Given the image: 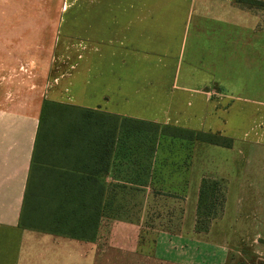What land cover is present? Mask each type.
Wrapping results in <instances>:
<instances>
[{
    "label": "crops",
    "instance_id": "1",
    "mask_svg": "<svg viewBox=\"0 0 264 264\" xmlns=\"http://www.w3.org/2000/svg\"><path fill=\"white\" fill-rule=\"evenodd\" d=\"M244 1L264 3L63 0L53 51L46 58L40 44L33 48L34 58L26 56L24 13L9 7L0 11V264H139V257L149 258L138 251L137 241L127 248L107 244L106 237L107 222L138 225L134 217H107L108 194L113 191L115 197L125 189L147 195L148 186L122 180L120 146L106 174L99 158L82 155L74 139L65 142L61 132L75 119L62 107L43 117L45 101L205 129L233 139L232 148L221 147L227 157L264 162V6ZM83 126L98 137V123ZM34 157H39V178L98 179L102 198L96 226L92 222L95 240L21 225ZM239 174L248 181L233 188L228 208L234 223L249 232L242 238L260 241L256 254L264 261V167L236 178ZM230 179L228 189L237 182ZM36 210V216L46 213L45 207ZM205 240L196 233L162 231L161 254L155 258L172 264H227L229 245L205 246Z\"/></svg>",
    "mask_w": 264,
    "mask_h": 264
},
{
    "label": "rangeland",
    "instance_id": "2",
    "mask_svg": "<svg viewBox=\"0 0 264 264\" xmlns=\"http://www.w3.org/2000/svg\"><path fill=\"white\" fill-rule=\"evenodd\" d=\"M63 5V0H0V11L9 7L24 13L27 58L35 57L33 48L37 44L43 49V57L50 56ZM187 130L212 133L205 129ZM216 135L225 136L218 133ZM140 150L139 148L136 150L138 152H133L134 155L129 157L136 156L138 161L149 157L146 161L147 178L145 175L138 177L135 167L140 165L133 164L128 157H120L118 160L123 164V180L131 177L129 180L133 183L137 181L144 184L146 181L148 194L122 192L121 195V192H118L115 198L111 191L107 198L112 203L117 202V198L118 202L123 201L124 208L128 209L125 216L137 218L138 225H111L107 222V244H121L128 248L137 241L138 251L149 254L147 259L139 257V264H144L146 260L148 264H172L155 258L161 254L157 250L158 241L160 232H167L166 228L170 230L167 232L169 235L182 232L200 234L210 241H203L202 245L205 246L229 245L231 252L227 264H264L256 254L260 241L242 238L249 232H246V226L234 223L233 214L231 215L233 211L228 208V197L231 200L235 197L231 192L248 181L247 178H241L240 174L236 178L238 173L264 167V162H253V157L240 155L227 157L225 149L221 147L162 135L149 137V156L140 154ZM128 167L133 169L127 177ZM229 177L230 181L237 182L228 189ZM232 203L234 202L229 203V207ZM109 214L113 216L117 213L115 210H107V217Z\"/></svg>",
    "mask_w": 264,
    "mask_h": 264
},
{
    "label": "trees",
    "instance_id": "3",
    "mask_svg": "<svg viewBox=\"0 0 264 264\" xmlns=\"http://www.w3.org/2000/svg\"><path fill=\"white\" fill-rule=\"evenodd\" d=\"M244 2L264 6V3ZM53 107L70 110L71 113L68 116L75 119H69V122L76 123L74 126L62 130L61 137L64 141L70 142L74 139L77 141V143H74V148L82 152V155L99 158L100 164L105 163L106 174L109 173L111 168L112 156L117 151V147L120 146L121 159L128 157L133 164L140 165L135 167L138 171V177L145 175L144 177L147 178L148 165H146V161L149 157H143L144 159L138 161V157L129 156L134 155L133 152H138L136 150L139 148L141 149L140 154L149 156V137L152 135L198 141L223 148H232L233 146V139L225 136L201 131L195 132L130 117L97 114L91 110L54 104L48 101H45L43 105V117ZM61 117V122L66 123L68 121L64 115H61ZM91 123L100 125L101 129L98 137L97 135H91V129L83 128V125ZM103 125L106 127L104 130H102ZM38 160L39 157L33 158L21 225L35 230H45L54 232V234L71 236L79 240H95L96 233L92 231V222L94 221L96 226L98 202L101 203L102 198V186L99 184L98 179L96 177H68L54 180L49 177L39 178L37 177ZM128 168L127 177L133 169ZM129 179L132 178L129 177ZM129 179L122 180L135 185H147L146 181L144 184L137 181L133 183ZM97 184H99V192H97ZM92 188L95 189V192ZM122 192L127 193L125 189ZM119 203L120 208L118 209V198L117 202L113 201V203L107 200V210H115L117 213L115 215L123 217L128 209L124 208L123 201ZM113 204H115L116 209H114ZM41 207H45L46 213L43 216L37 215V217L35 214L39 212L36 209L40 210ZM30 213L34 214L33 219H30ZM109 216H112V214H109ZM87 219H89V224H87ZM165 231L170 232L166 228Z\"/></svg>",
    "mask_w": 264,
    "mask_h": 264
}]
</instances>
